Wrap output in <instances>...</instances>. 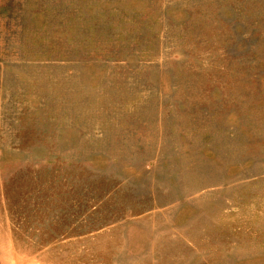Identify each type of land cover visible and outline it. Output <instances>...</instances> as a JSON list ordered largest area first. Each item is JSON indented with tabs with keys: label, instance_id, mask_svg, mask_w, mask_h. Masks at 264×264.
<instances>
[{
	"label": "rangeland",
	"instance_id": "obj_1",
	"mask_svg": "<svg viewBox=\"0 0 264 264\" xmlns=\"http://www.w3.org/2000/svg\"><path fill=\"white\" fill-rule=\"evenodd\" d=\"M0 264H264V0H0Z\"/></svg>",
	"mask_w": 264,
	"mask_h": 264
}]
</instances>
